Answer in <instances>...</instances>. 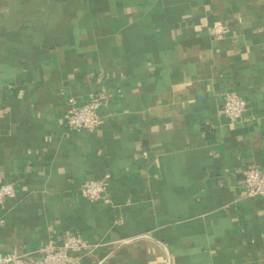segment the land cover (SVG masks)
I'll list each match as a JSON object with an SVG mask.
<instances>
[{
    "label": "crops",
    "instance_id": "obj_1",
    "mask_svg": "<svg viewBox=\"0 0 264 264\" xmlns=\"http://www.w3.org/2000/svg\"><path fill=\"white\" fill-rule=\"evenodd\" d=\"M93 91L102 126L69 130L68 99ZM228 92L248 105L236 122ZM249 167L264 169V0H0V185L16 187L0 253L73 233V264H264Z\"/></svg>",
    "mask_w": 264,
    "mask_h": 264
},
{
    "label": "built area",
    "instance_id": "obj_2",
    "mask_svg": "<svg viewBox=\"0 0 264 264\" xmlns=\"http://www.w3.org/2000/svg\"><path fill=\"white\" fill-rule=\"evenodd\" d=\"M210 31L216 38H221L225 27H211ZM103 82V75L98 77ZM107 104V97L101 92L93 91L88 95L83 104H76L75 99H68V108L65 115V124L73 132H88L93 134L103 124L102 108ZM246 100L236 92H228L224 97L222 106L223 115L232 122L239 121L247 110ZM110 175L103 179L89 180L83 185L84 195L90 201L107 199L108 181ZM243 186L246 194L250 197L260 196L264 198V169L249 167L243 176ZM16 187L12 183L0 185V205L9 198L15 196ZM3 223L0 220V225ZM86 247L83 237L79 234L66 233L61 242L54 241L44 246L36 257L24 258L14 254L0 253V264H73V252L80 251Z\"/></svg>",
    "mask_w": 264,
    "mask_h": 264
}]
</instances>
